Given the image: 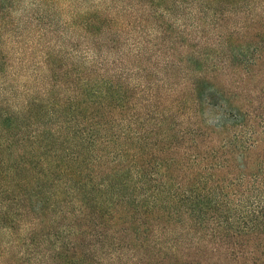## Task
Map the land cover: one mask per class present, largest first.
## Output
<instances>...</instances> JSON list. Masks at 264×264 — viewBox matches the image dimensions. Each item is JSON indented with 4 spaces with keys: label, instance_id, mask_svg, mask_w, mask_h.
<instances>
[{
    "label": "trees",
    "instance_id": "1",
    "mask_svg": "<svg viewBox=\"0 0 264 264\" xmlns=\"http://www.w3.org/2000/svg\"><path fill=\"white\" fill-rule=\"evenodd\" d=\"M147 1L141 24L158 17L165 30L176 5L196 4ZM199 1L217 18L251 3ZM97 18L83 27L100 30L108 18ZM263 29L245 48L227 36L244 76L264 62ZM177 35L184 47L171 43L160 65L169 80L190 78L192 93L140 103L117 71L98 84L77 71L75 83L61 51H47L46 93L27 94L23 108L0 98V264H264L263 97L224 93L221 52Z\"/></svg>",
    "mask_w": 264,
    "mask_h": 264
},
{
    "label": "rangeland",
    "instance_id": "2",
    "mask_svg": "<svg viewBox=\"0 0 264 264\" xmlns=\"http://www.w3.org/2000/svg\"><path fill=\"white\" fill-rule=\"evenodd\" d=\"M199 2L196 0L193 7L188 3L176 5L170 18H164L166 28H170L165 30L163 20L158 17H150L145 26L141 24L142 17L147 16L142 12L146 7L142 0H0V98L15 108H23L27 94L46 93L49 81L45 80L50 77L42 69L41 55L47 51H61L62 64L69 66L75 83H79L77 71L85 74L81 79L97 84L117 71L114 76L124 77L126 85L132 87L130 93L140 103L156 91L192 93L186 85L190 78L183 74L175 81L169 80L165 73L169 68L160 65L168 58L171 43L174 49L184 47L185 40L177 38L181 31L191 36L189 49L204 46L213 53L221 52L216 64L223 69H219L217 81L224 93H238L246 102L261 103L259 96L263 97L264 107V62L256 60V66L244 76L240 62L233 54L228 57L227 51L233 49L227 47V36L231 34L243 48L258 43L260 37L255 40L245 37L251 31L254 36L263 29V0H251L250 8L242 5L241 12L218 18L212 13H202ZM101 16L108 20L100 30L91 27L88 31L83 27L84 22ZM176 56H172L176 63L184 57L180 53ZM162 107L167 106L163 103ZM140 109L137 107L133 112ZM174 113L180 128L188 122L176 110Z\"/></svg>",
    "mask_w": 264,
    "mask_h": 264
}]
</instances>
